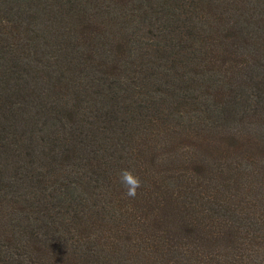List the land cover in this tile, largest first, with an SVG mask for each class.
Returning a JSON list of instances; mask_svg holds the SVG:
<instances>
[{
	"label": "trees",
	"instance_id": "obj_1",
	"mask_svg": "<svg viewBox=\"0 0 264 264\" xmlns=\"http://www.w3.org/2000/svg\"><path fill=\"white\" fill-rule=\"evenodd\" d=\"M0 264H264V0H0Z\"/></svg>",
	"mask_w": 264,
	"mask_h": 264
},
{
	"label": "clouds",
	"instance_id": "obj_2",
	"mask_svg": "<svg viewBox=\"0 0 264 264\" xmlns=\"http://www.w3.org/2000/svg\"><path fill=\"white\" fill-rule=\"evenodd\" d=\"M120 182L126 189L125 195L131 198H135L138 189L142 187V181L140 177L129 169H123L121 171Z\"/></svg>",
	"mask_w": 264,
	"mask_h": 264
}]
</instances>
